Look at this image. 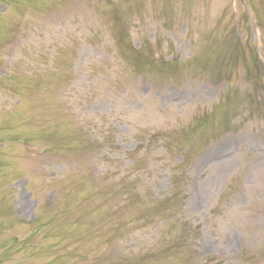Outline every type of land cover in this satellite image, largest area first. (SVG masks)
Returning <instances> with one entry per match:
<instances>
[{
	"label": "rangeland",
	"instance_id": "374dc122",
	"mask_svg": "<svg viewBox=\"0 0 264 264\" xmlns=\"http://www.w3.org/2000/svg\"><path fill=\"white\" fill-rule=\"evenodd\" d=\"M263 99L264 0H0V264H264Z\"/></svg>",
	"mask_w": 264,
	"mask_h": 264
},
{
	"label": "trees",
	"instance_id": "16d2710c",
	"mask_svg": "<svg viewBox=\"0 0 264 264\" xmlns=\"http://www.w3.org/2000/svg\"><path fill=\"white\" fill-rule=\"evenodd\" d=\"M234 48H235V45L232 44V50H233L234 52H236V53H240V51H242V50H240L239 44H238V48H239V49L236 48V50H235ZM240 54H241V53H240ZM250 62H251V65H252L251 67H252V68H250L248 71L252 70V71H254V73H255L256 71H258V70L260 71V69H259V65H258V63H257V59H256L255 57H253V59H252V56H251ZM230 68L232 69V67H229V68H228V71L231 70ZM250 74H251V73H250ZM228 100H229L228 94H224L222 103L225 105V108L227 107V106H226V103L228 102ZM223 104H222V105H223ZM261 105H262L261 110L264 112V99H263V102L261 103ZM225 108L222 107V110H223V109L225 110ZM180 193H181L180 188H179V186L176 184L175 179L173 178V182H172V190H171V192L169 193L168 197L162 199V200H161V201H160V202H159L154 208L163 209V211H164V210H167V211H173L175 208L178 207V203H179L180 200H181ZM160 211L163 213L162 210H160ZM155 214L158 215V213H155ZM141 221H143V220H141ZM162 251H164V249H163ZM159 263H160V260H155V259H154V261L151 260V264H159Z\"/></svg>",
	"mask_w": 264,
	"mask_h": 264
}]
</instances>
